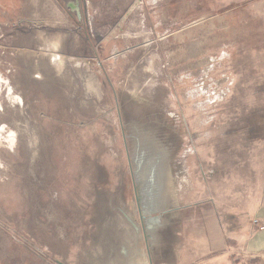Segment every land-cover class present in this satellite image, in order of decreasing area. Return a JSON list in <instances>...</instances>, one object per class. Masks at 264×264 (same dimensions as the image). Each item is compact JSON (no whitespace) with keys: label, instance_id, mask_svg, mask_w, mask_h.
<instances>
[{"label":"rangeland","instance_id":"374dc122","mask_svg":"<svg viewBox=\"0 0 264 264\" xmlns=\"http://www.w3.org/2000/svg\"><path fill=\"white\" fill-rule=\"evenodd\" d=\"M144 1L0 0V264H150L186 168L225 209L262 177L264 31L226 28L245 4Z\"/></svg>","mask_w":264,"mask_h":264},{"label":"crops","instance_id":"0c3cea01","mask_svg":"<svg viewBox=\"0 0 264 264\" xmlns=\"http://www.w3.org/2000/svg\"><path fill=\"white\" fill-rule=\"evenodd\" d=\"M49 1L52 5L58 3L60 7L79 15V12L85 9L82 1L88 0ZM114 1L117 2L112 0V3ZM148 1L153 4L156 0ZM159 1L162 3V0ZM164 1L166 7L168 0ZM145 2L143 0L142 3ZM208 2L227 5L245 4L244 8L233 17L231 11H225L224 16H229V20L225 21L226 28H247L255 24L257 31H264V0H208ZM36 3L37 7L40 6V0H36ZM102 3L104 5V1ZM132 3L134 0H129L122 14ZM133 11L131 10L130 13ZM195 13L199 12L195 11ZM263 165L262 163L261 169L264 170ZM155 167V165L151 166L149 171L151 180ZM212 170L210 168L207 170L208 174L205 178L202 170L199 173V168H191V171L189 167L186 168L184 173L187 177L184 175L178 181L180 184H183L186 178L191 181L192 191L189 193V199L181 197L180 200L175 196L172 200L176 207L173 203H168L174 205L170 212L161 214L160 218L148 224L149 249L145 250V253L147 251L150 264H226V259L232 264L246 262L264 264V173L261 178L256 177L254 187L245 188L243 196L240 195L244 209H238L237 204H234L232 209H225L226 200L229 199L226 198V193L224 197L220 193L214 194L211 191L205 195L203 188L195 182L196 173L200 181L207 182V177H214ZM180 202L182 205L179 204ZM217 203L220 206L224 205V214H221ZM190 209L192 214H188Z\"/></svg>","mask_w":264,"mask_h":264},{"label":"water","instance_id":"95a60500","mask_svg":"<svg viewBox=\"0 0 264 264\" xmlns=\"http://www.w3.org/2000/svg\"><path fill=\"white\" fill-rule=\"evenodd\" d=\"M137 3H138V2H135V3L132 4L131 7H129V9L127 10L125 16H127V14H128V13H129V12H130V11L136 6ZM125 16H124V17H125ZM124 17H122V20H123Z\"/></svg>","mask_w":264,"mask_h":264},{"label":"built area","instance_id":"2783aa9c","mask_svg":"<svg viewBox=\"0 0 264 264\" xmlns=\"http://www.w3.org/2000/svg\"><path fill=\"white\" fill-rule=\"evenodd\" d=\"M203 85V84H202Z\"/></svg>","mask_w":264,"mask_h":264}]
</instances>
